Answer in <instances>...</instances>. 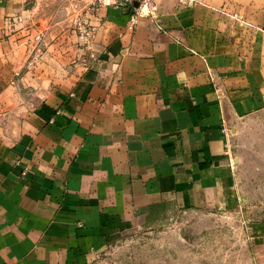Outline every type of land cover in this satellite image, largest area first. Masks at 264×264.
<instances>
[{
	"label": "crops",
	"instance_id": "0c3cea01",
	"mask_svg": "<svg viewBox=\"0 0 264 264\" xmlns=\"http://www.w3.org/2000/svg\"><path fill=\"white\" fill-rule=\"evenodd\" d=\"M29 5L0 0V264H91L150 219L240 208L228 133L264 114V0H157L132 28L92 6L88 61L55 83ZM246 230L264 264V220Z\"/></svg>",
	"mask_w": 264,
	"mask_h": 264
},
{
	"label": "rangeland",
	"instance_id": "374dc122",
	"mask_svg": "<svg viewBox=\"0 0 264 264\" xmlns=\"http://www.w3.org/2000/svg\"><path fill=\"white\" fill-rule=\"evenodd\" d=\"M91 0H33L30 28L41 36L30 44L33 71L57 82L89 58L82 35ZM78 65V66H73ZM36 68V70H35ZM230 135L240 208L161 215L123 231L91 264H249L247 224L264 220V114L238 125Z\"/></svg>",
	"mask_w": 264,
	"mask_h": 264
},
{
	"label": "built area",
	"instance_id": "2783aa9c",
	"mask_svg": "<svg viewBox=\"0 0 264 264\" xmlns=\"http://www.w3.org/2000/svg\"><path fill=\"white\" fill-rule=\"evenodd\" d=\"M25 2H31L33 0H24ZM92 6H130L132 9L130 20H129V28H132L133 25L138 21V19L142 17H148V18H156L158 6H157V0H92L91 2ZM232 17L237 19L238 21L242 20V16L237 13H233ZM83 29L82 35L89 40L92 34L91 29L85 22H83V25L81 27ZM40 35L36 36L37 40H40ZM223 133L227 135L228 130L226 128L222 129ZM17 163V161L15 162ZM26 172L23 170L22 174H25Z\"/></svg>",
	"mask_w": 264,
	"mask_h": 264
}]
</instances>
